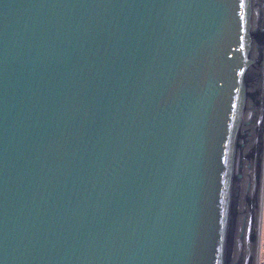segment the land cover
<instances>
[{
    "label": "water",
    "instance_id": "1",
    "mask_svg": "<svg viewBox=\"0 0 264 264\" xmlns=\"http://www.w3.org/2000/svg\"><path fill=\"white\" fill-rule=\"evenodd\" d=\"M0 264H264V0H0Z\"/></svg>",
    "mask_w": 264,
    "mask_h": 264
}]
</instances>
